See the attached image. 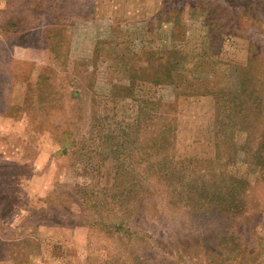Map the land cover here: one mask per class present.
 Returning <instances> with one entry per match:
<instances>
[{
  "label": "rangeland",
  "instance_id": "374dc122",
  "mask_svg": "<svg viewBox=\"0 0 264 264\" xmlns=\"http://www.w3.org/2000/svg\"><path fill=\"white\" fill-rule=\"evenodd\" d=\"M262 2L0 0V264H264ZM230 176L247 213L195 210Z\"/></svg>",
  "mask_w": 264,
  "mask_h": 264
},
{
  "label": "trees",
  "instance_id": "16d2710c",
  "mask_svg": "<svg viewBox=\"0 0 264 264\" xmlns=\"http://www.w3.org/2000/svg\"><path fill=\"white\" fill-rule=\"evenodd\" d=\"M264 3V0L263 2ZM259 26V25H258ZM252 66H249L248 68H251ZM154 77H156V74H153ZM242 76V86L245 87L247 84L250 87L249 84L255 85V83L258 82V79L261 80L262 77H258V73L255 71H249V73L241 72ZM31 84H28L27 86L30 87ZM245 90V89H244ZM259 92H257L258 94ZM15 82L12 84L11 90H9V93L6 98L5 102V112L6 114L11 113L13 110L21 109L28 112V114L33 110V107L35 106V101L33 97L27 96L25 94L24 101L22 104L16 103V97H15ZM250 100H252L251 105H247L244 101L242 102L244 107L243 111L246 113H251L252 115H255L254 121L257 120V117H263L264 116V100L262 97L254 96L251 97ZM28 109V110H27ZM30 111V112H29ZM230 112V111H229ZM236 118V116L234 115ZM244 118H247V115H244ZM242 122V121H241ZM246 122V121H245ZM244 125V123H242ZM247 125V122L246 124ZM248 129V139L245 143V150H248L250 152V157L253 155V158L255 157L256 161L264 166V123H260V127H258V130H261L258 134V136L255 135V133L252 131V129L247 127ZM225 149H229L228 146L223 147V155L225 154ZM229 160V157L227 158ZM235 161V158L232 159V163ZM228 162V161H227ZM227 175L224 174L222 177V181L226 179ZM229 180L231 182L230 185H226L225 187H228V189H225L223 187L216 188L215 190L211 191L210 188L212 186L210 183H207L205 177L204 182L201 187L198 188V192L195 196L192 197V201L195 203V210H197L200 214L202 213H210L213 215H217L222 218H234L238 216H242L243 214L247 213L248 207L245 199L242 196V186L243 183H239L236 179V177L230 176ZM240 180V179H239ZM243 182L242 180H240ZM18 202L16 200L14 203ZM19 204V202H18ZM34 212V209L31 210ZM44 214V212L42 213ZM98 223V221H96ZM87 224L94 226L87 222ZM225 236V235H223ZM14 264H28L27 259H21V258H14Z\"/></svg>",
  "mask_w": 264,
  "mask_h": 264
}]
</instances>
